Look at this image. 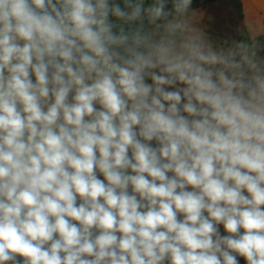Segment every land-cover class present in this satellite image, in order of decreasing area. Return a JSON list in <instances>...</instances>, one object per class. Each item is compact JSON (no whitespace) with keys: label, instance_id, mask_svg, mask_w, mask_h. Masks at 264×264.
I'll use <instances>...</instances> for the list:
<instances>
[{"label":"clouds","instance_id":"clouds-1","mask_svg":"<svg viewBox=\"0 0 264 264\" xmlns=\"http://www.w3.org/2000/svg\"><path fill=\"white\" fill-rule=\"evenodd\" d=\"M122 5L0 0V264H264V65Z\"/></svg>","mask_w":264,"mask_h":264},{"label":"rangeland","instance_id":"rangeland-1","mask_svg":"<svg viewBox=\"0 0 264 264\" xmlns=\"http://www.w3.org/2000/svg\"><path fill=\"white\" fill-rule=\"evenodd\" d=\"M247 1L249 0H217L189 14L175 15L171 21L177 20L184 26L182 34L177 32V39L199 37L215 49L235 48L242 43L247 46L248 52L254 54V58L264 65V34L253 37L256 29L260 28L252 25V22L256 23V18L247 10ZM252 1L259 6V13L264 21V0ZM167 23L150 29L148 33L159 39L165 33ZM254 41L257 44L252 49L250 44Z\"/></svg>","mask_w":264,"mask_h":264},{"label":"trees","instance_id":"trees-1","mask_svg":"<svg viewBox=\"0 0 264 264\" xmlns=\"http://www.w3.org/2000/svg\"><path fill=\"white\" fill-rule=\"evenodd\" d=\"M217 0H190V3L187 7V9L185 10V12L183 14H189L194 10H197L203 6H205L206 4H212L215 3ZM115 2L117 3H121L122 5V0H115ZM166 2V8L167 10H169L170 12H172L173 9V0H165ZM154 0H144V5L145 7H148L149 5L153 4ZM123 6V5H122ZM175 16V13L172 12L171 15H169L166 19H160L157 20L155 23H150L149 20L147 19V17L145 16V18L142 21V27L143 30L145 32H148L150 29L165 24L169 21H171ZM113 22L116 23L117 25H120L122 22L117 20L115 17L112 18ZM140 24V22H136V23H131V24H123V27L125 29V31H132L134 30L138 25ZM257 42H252L250 44V47L252 49H254L256 47Z\"/></svg>","mask_w":264,"mask_h":264},{"label":"crops","instance_id":"crops-1","mask_svg":"<svg viewBox=\"0 0 264 264\" xmlns=\"http://www.w3.org/2000/svg\"><path fill=\"white\" fill-rule=\"evenodd\" d=\"M246 4L247 10H249L252 13V16H255L256 18V23L252 22V25H257L260 28L259 30L256 29V32L254 33L253 37L264 34V21H262V17L259 13V6L257 7L252 0L247 1Z\"/></svg>","mask_w":264,"mask_h":264}]
</instances>
